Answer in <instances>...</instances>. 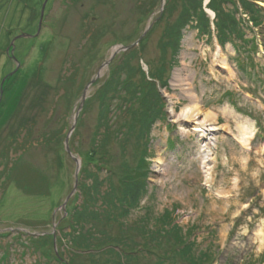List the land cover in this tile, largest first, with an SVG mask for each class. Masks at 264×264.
<instances>
[{
	"label": "rangeland",
	"instance_id": "obj_1",
	"mask_svg": "<svg viewBox=\"0 0 264 264\" xmlns=\"http://www.w3.org/2000/svg\"><path fill=\"white\" fill-rule=\"evenodd\" d=\"M150 1L146 0V4ZM207 1L204 9L212 19L214 14L205 8ZM44 2L0 0V264H36L41 257L35 247L45 242L44 248L53 247L49 235L55 236V248L57 236L62 237L64 257L71 264H107L112 259L101 251L73 254L65 236L72 228L67 224L58 226L59 218L72 214L82 202L77 185L65 208L60 207L74 186L76 169L75 161L65 150V140L85 86L117 46L131 45L142 35L139 44L132 48L139 55L134 63L148 74L164 56L168 86L161 87L156 80L164 113L154 121L147 140L149 191L140 207L129 214V223L135 225L148 211L151 218L146 225L155 228L156 220L167 212L168 220L195 242V252L208 254L206 264H264V76L258 73L264 67V25L253 31L246 28L244 36L230 34L224 43L212 24L210 33L203 27L197 31L195 23L187 25L173 61L170 49L165 54L161 51L160 38L165 24L176 19L181 9L179 0L170 18L166 15L162 19L161 0L156 1L148 17L141 16L137 9L141 0H48L41 20ZM261 3L264 0L258 1L264 7ZM95 34L94 45L88 39ZM129 39L134 40L127 45ZM216 43L234 70L232 80L213 62ZM121 52L100 69L101 76L89 87L70 133L69 147L74 146L72 153L81 158V166L97 131L98 90L109 78L112 65L119 62ZM249 56L254 69L248 64L242 71L239 62L247 64ZM75 65L79 66L78 74L66 93L61 79ZM190 92L202 109L215 113L216 124L227 126L205 142L192 131V123L180 125L170 114V107L179 113L191 103ZM134 106L141 110L138 101ZM124 120L121 115L114 118V127L118 128ZM250 124L253 135L245 145L239 142V136L249 131ZM27 126H31L32 137L26 141L23 159L49 174L50 196L26 195L14 184L6 183L7 169L23 152ZM53 130L60 132L58 138L50 145L42 143L40 134ZM110 139L106 147L108 165L116 185L126 167L133 169L137 165L143 143L135 135L126 147ZM205 149H210L209 178L202 167ZM104 229L111 235L120 234L115 223L109 222ZM32 236L34 242L29 241ZM167 239L162 237L160 248L150 247L148 255L126 264L157 261L159 255L170 251ZM135 240L143 241L136 233Z\"/></svg>",
	"mask_w": 264,
	"mask_h": 264
},
{
	"label": "trees",
	"instance_id": "obj_2",
	"mask_svg": "<svg viewBox=\"0 0 264 264\" xmlns=\"http://www.w3.org/2000/svg\"><path fill=\"white\" fill-rule=\"evenodd\" d=\"M156 1L152 0L149 4H146V0H141L137 7V9H140L141 16L148 17L154 11ZM176 1H166L161 19L166 15L170 18L176 9ZM179 1L181 9L176 19L165 24L160 38L161 51L165 54L166 49H170L173 61L180 48L183 37L182 31L187 25L190 26L195 23L193 26L198 30H200L199 27H203L210 33L211 24H213L220 41L223 43L230 34L235 37L244 36L246 28L253 31L254 27L259 28L264 25V7L258 4L259 0H209L205 7L214 12L212 19L204 9L205 0ZM229 5H232V9L229 8ZM237 13H240L238 17ZM243 14L246 15V19L242 18L241 15ZM252 38V41H254L255 37ZM89 40L95 45L97 34ZM133 40L129 39L126 44H130ZM253 48H257L256 44L253 45ZM137 57L139 55L135 48L121 52L118 56L119 62L112 65L109 78L98 90L99 116L97 131L85 159L82 158V166L78 177V189L82 202L78 208L73 210L72 214L68 213L66 218H59L58 226L67 224L72 228L71 232L65 233V236L68 237L69 241L68 249L73 254L76 252L101 251L112 256L107 264H126V262L133 259L146 256L151 252L149 251L150 247L153 249L160 248L161 238L164 236L168 238L170 251L168 250L165 254L159 255L157 261L152 264H206L208 254L203 251L195 252V242L190 241V237L182 235L179 227L168 220L170 213L164 212V215L156 220L158 226L155 228H148L146 225L151 218L148 211H146L144 217L134 223L135 225L128 221L131 211L140 207L142 199L147 196L149 191L150 162L147 158L150 154L147 140L154 121L164 113L163 99L156 80L161 87L168 86L167 67H165L166 64L164 66L163 62L164 56L161 57L160 65L154 70H149L148 74H145L141 67L134 63ZM249 57L247 64H243V60L239 62L242 71H246L248 64L254 69L250 65L253 64V58ZM170 64L171 61L168 65ZM78 68L77 65L73 66V70L69 75L64 78L61 77L66 93L70 91L68 85L71 88L74 85ZM258 73L264 76V67H261ZM5 84L6 81L3 85L4 89ZM83 86L84 84L80 87V90ZM136 101L139 102L141 110L135 108L134 103ZM120 115L125 120L116 128L113 125V120ZM128 116H130L129 119H127ZM24 131L23 152L7 169L6 183L14 184L17 189L26 195L50 196L52 186L49 174L31 163L24 162L23 158L27 151L26 141L32 137L31 126L25 127ZM40 135L42 143L50 145L58 138L60 132L55 130L43 131ZM134 135L143 143L141 157L135 168H125L124 175L119 179V183L115 185L114 172L108 165V150L106 147L111 137L112 140L115 139V143H120L121 146L126 147L129 139ZM14 142L15 140H12V144ZM140 144L137 146L141 147ZM72 148L74 146L70 145V149ZM12 149L11 147L10 150ZM104 171L107 173L106 176L101 175ZM109 222L117 225L120 230L119 236L111 235L107 229H104V226ZM135 233L143 239L142 243L135 240ZM49 237L53 242L52 249L44 248L47 242L44 245L35 247V251L40 252L41 257V260L36 264H71L70 260L64 257L65 250H63L62 242L65 241L62 240V237L57 236L56 248L54 247V236L49 235ZM34 239L35 237L32 236L29 241L34 242ZM6 256L7 254H4L3 259Z\"/></svg>",
	"mask_w": 264,
	"mask_h": 264
},
{
	"label": "bare ground",
	"instance_id": "obj_3",
	"mask_svg": "<svg viewBox=\"0 0 264 264\" xmlns=\"http://www.w3.org/2000/svg\"><path fill=\"white\" fill-rule=\"evenodd\" d=\"M207 3L208 1L205 3V5ZM261 4L264 5V3H261ZM207 10H209L211 14H214L212 10L208 8ZM197 31H199L198 28H197ZM213 62L219 64V66L224 71L228 79L232 80L235 77L233 68L228 63L226 58L222 56L220 46H218L217 43H216L215 52L213 53ZM188 98L191 100V103L182 107L179 113H176V112L174 113V109L170 107V114H172L174 117L173 121H179L180 125H183V126L184 124L187 123V121L192 123L191 125H194L192 128V131L196 132L199 135L200 139L202 141L204 140L203 142L210 140L212 138V135H214L215 133L221 132L225 130V128H227V126H222V125L219 126L218 124L214 122L216 121L215 113L213 111H210L209 109H202L201 105L196 100L194 94L190 92V94L188 95ZM192 114L196 115V117L194 116L195 118H190ZM238 126H241V125H238ZM251 126L252 125L250 124L249 131L248 130H246V132L243 131V133L239 136L240 137L239 139L241 140L239 142L245 143L246 145V143L249 141V139L253 135ZM236 130H238V133H239V127ZM203 152H204V160L202 161V167L205 171L206 176L209 178L210 173H207V172H210V167L207 166V162L211 160L210 159V149L208 150L205 149Z\"/></svg>",
	"mask_w": 264,
	"mask_h": 264
},
{
	"label": "water",
	"instance_id": "obj_4",
	"mask_svg": "<svg viewBox=\"0 0 264 264\" xmlns=\"http://www.w3.org/2000/svg\"><path fill=\"white\" fill-rule=\"evenodd\" d=\"M47 1H48V0H45V2L43 3V6H42L41 16H40V19H41V20L43 19L44 8H45V5H46ZM208 1H209V0H208ZM161 2H162V9H161V12H162V11H163V8H164V5H165V0H161ZM37 34H38V33H37ZM28 36H29V35H28ZM142 37H143V35H142L140 38H138V39H137L134 43H132L131 45H128V46H125V45H119V46H117V47L114 49V51L112 52L111 58H109V60L106 61V62L100 67V69L103 68V67H106V66L109 64L110 60L115 56L116 53H118V52H120V51H127V50L132 49L133 47L137 46V45L139 44L140 40L142 39ZM100 69H99V71L95 74V76H93V77L91 78L90 82L85 86V88H84V90H83V92H82V94H81V102H80V107H79L78 111H79L80 108L82 107L83 101H84V99L86 98V94H87V92H88L89 87H90V86H91V85H92V84H93V83H94V82H95V81L101 76V74H100ZM3 81H4V80H3ZM2 94H3V89H2V86H1V88H0V100H1ZM78 111H77V113L75 114L74 122H73V124H72V126H71L70 133H71V132L74 130V128H75L76 119H77V116H78V113H79ZM70 133L68 134V136H67V138H66V140H65V150L67 151L68 154L71 155V157L73 158V160H74L75 163H76V169H75V173H74V179H75V181H74V186H73L71 192L68 194V196L66 197L65 201H64V202L62 203V205L60 206L62 209L65 208L67 201L69 200V198L74 194V192H75L76 189H77V185H78V177H79V171H80V169H81V158H80V157L78 158V157L74 156L73 153H72V151H71V149H70V147H69V143H68V141H69ZM54 239H55V236H54Z\"/></svg>",
	"mask_w": 264,
	"mask_h": 264
}]
</instances>
